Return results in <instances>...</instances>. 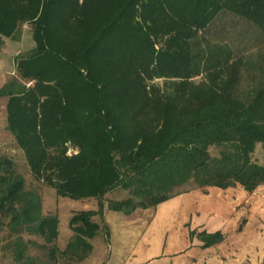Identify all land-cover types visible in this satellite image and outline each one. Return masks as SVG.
Returning <instances> with one entry per match:
<instances>
[{
  "label": "trees",
  "instance_id": "trees-1",
  "mask_svg": "<svg viewBox=\"0 0 264 264\" xmlns=\"http://www.w3.org/2000/svg\"><path fill=\"white\" fill-rule=\"evenodd\" d=\"M22 27L34 42L0 87L6 127L35 179L98 208L73 212V234L57 247V215L0 154L1 248L16 264H37L31 245L45 264L82 261L107 231L103 197L115 187L128 195L109 207L130 213L196 188L264 185L254 156L264 148V63L233 45H264V0H0V47ZM213 27L230 41L209 38ZM249 65L255 80L244 88ZM189 233L202 247L225 236Z\"/></svg>",
  "mask_w": 264,
  "mask_h": 264
},
{
  "label": "rangeland",
  "instance_id": "rangeland-1",
  "mask_svg": "<svg viewBox=\"0 0 264 264\" xmlns=\"http://www.w3.org/2000/svg\"><path fill=\"white\" fill-rule=\"evenodd\" d=\"M251 31L254 29H250ZM22 40L7 39L0 47V87L9 79L16 76V63L14 62L15 56L19 51L29 50L33 45L32 35L27 28L22 27L21 29ZM231 35V34H230ZM230 35L224 34L217 27L211 28L208 33V37L214 40L226 39L230 41ZM245 36L241 45L239 42L233 43L234 47L242 49L245 52L247 62L251 65L257 63H264V45L261 43L255 45V40L251 42L247 40ZM229 38V39H228ZM249 69L245 72L244 78L242 79V87H248L251 82L255 80L254 70ZM258 72V71H257ZM198 79V77H197ZM160 82V81H159ZM6 96H0V154L11 156L17 164V169L25 177V183L27 188L37 190L41 196L42 210L44 213H54L59 219L58 232L59 235L55 241L57 247L63 249L72 236L73 232L69 226L70 216L73 212L79 211L80 209H97L98 202L94 197L86 198H72L67 195L61 196L57 194V191L53 186H49L44 182L35 179L31 174L22 149L18 148L13 134L6 127V108L5 101ZM71 149L68 151L70 152ZM254 156L260 161H264V148L258 146L254 152ZM197 191L204 192L205 195L193 196L187 195L182 199H169L162 205L151 207L147 210L140 211V217L151 219L155 217L156 212L160 215L165 214L167 208L179 205V202H184L183 208L196 211L198 207L209 209L212 207H219L225 212V220L220 223L221 231L224 232L225 236L223 243L214 245L217 253L220 251L223 254L221 264H263L264 262V185H260L253 191L247 192L243 187L237 184L234 187H229L218 194L208 193L200 188H196ZM194 189L186 191L193 192ZM198 193V192H197ZM190 194V193H189ZM128 195V191L124 188L113 192H108L103 197L105 202L104 212L108 210H115L109 207L108 200L118 198L122 199ZM170 204V205H169ZM157 208H159L157 210ZM117 211V210H116ZM118 212L113 213L116 217L121 215ZM125 213V212H124ZM128 214V213H127ZM93 219L101 222V217L98 214H94ZM158 218L160 216L158 215ZM105 219V216H104ZM118 219V218H117ZM99 237H95L91 240L93 245L90 254L79 262L69 263L67 260L62 258L58 259V264H107L108 256V245L106 240L108 234L106 230ZM101 237L104 239L102 240ZM39 242L40 238L37 239ZM4 240L0 241V264H16L11 257H8L7 253L1 248ZM217 250V251H216ZM29 252L36 255L38 260L37 264H45V252L39 246H29ZM43 260V261H42Z\"/></svg>",
  "mask_w": 264,
  "mask_h": 264
},
{
  "label": "crops",
  "instance_id": "crops-1",
  "mask_svg": "<svg viewBox=\"0 0 264 264\" xmlns=\"http://www.w3.org/2000/svg\"><path fill=\"white\" fill-rule=\"evenodd\" d=\"M122 188L115 187L108 192L122 190ZM224 189L226 188L216 186H207L206 188L208 193L213 194H218ZM202 194L205 195L204 192L194 189L192 193L181 192L165 201L172 198L182 199L187 195L193 197ZM106 195L107 193L104 196ZM202 196L201 199H203ZM179 203L177 207L167 208L165 214L161 213L160 215L156 212L155 217L151 219L140 217L139 214L140 211L154 206L137 207L128 214L119 210L105 212V224L109 231L108 238L105 239L106 245L109 247L107 264H221L223 254L217 250V253L214 254L213 247L222 244L223 241L209 245V247H202L203 241L196 234L190 237L189 232L194 228L207 232L221 230L219 224L225 220L223 209L198 207L196 211H193L188 208L184 209V202ZM115 212L122 213L116 217L113 214ZM102 233L100 232L98 235ZM98 235L95 237H99ZM101 239L104 240L102 237Z\"/></svg>",
  "mask_w": 264,
  "mask_h": 264
},
{
  "label": "built area",
  "instance_id": "built-area-1",
  "mask_svg": "<svg viewBox=\"0 0 264 264\" xmlns=\"http://www.w3.org/2000/svg\"><path fill=\"white\" fill-rule=\"evenodd\" d=\"M25 84L26 86H30L32 84V81H26Z\"/></svg>",
  "mask_w": 264,
  "mask_h": 264
}]
</instances>
